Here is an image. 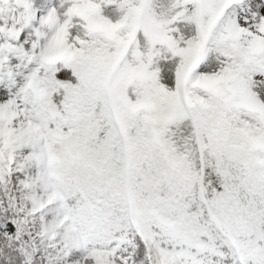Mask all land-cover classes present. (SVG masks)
Masks as SVG:
<instances>
[{
    "label": "snow or ice",
    "instance_id": "snow-or-ice-1",
    "mask_svg": "<svg viewBox=\"0 0 264 264\" xmlns=\"http://www.w3.org/2000/svg\"><path fill=\"white\" fill-rule=\"evenodd\" d=\"M0 264H264V0H0Z\"/></svg>",
    "mask_w": 264,
    "mask_h": 264
}]
</instances>
